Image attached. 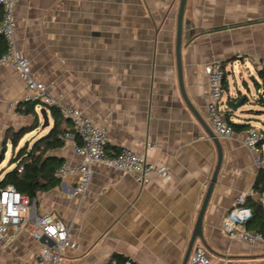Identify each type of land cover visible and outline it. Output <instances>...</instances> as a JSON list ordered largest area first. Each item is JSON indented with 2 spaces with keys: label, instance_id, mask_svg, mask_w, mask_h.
Instances as JSON below:
<instances>
[{
  "label": "crops",
  "instance_id": "0c3cea01",
  "mask_svg": "<svg viewBox=\"0 0 264 264\" xmlns=\"http://www.w3.org/2000/svg\"><path fill=\"white\" fill-rule=\"evenodd\" d=\"M178 5L179 0L17 2L15 44L28 59L32 77L44 83L50 96L106 127L108 153L128 147L167 168V179L155 176L140 185L132 174L95 163L86 192L72 194L76 176L38 192L36 213L64 223L75 243L74 249L64 251L62 264H108L113 254L137 264L183 262L217 151L178 86ZM183 21L182 83L195 111L211 128L202 97V70L217 61L225 76L224 115L227 111L232 123L246 128L264 129L262 74L256 69V61L264 58V0H186ZM25 94L14 69L0 63V134L31 124V116L15 110ZM238 97L243 98L242 105L235 112L227 110L224 102ZM41 107L49 125L34 130L33 141L53 124L49 109L39 104L40 125ZM61 127L66 131L64 144L47 155L79 164L75 151L79 139L72 123L63 122ZM246 128L227 139L213 132L221 163L202 215L204 244L197 239L189 255L200 246L208 264H264V246L232 241L221 231L222 219L239 194L259 201L264 211V192L253 188L259 171H264V142L257 166L253 153L240 142ZM149 145L153 148L147 149ZM39 246L21 228L0 243V264H38Z\"/></svg>",
  "mask_w": 264,
  "mask_h": 264
},
{
  "label": "built area",
  "instance_id": "2783aa9c",
  "mask_svg": "<svg viewBox=\"0 0 264 264\" xmlns=\"http://www.w3.org/2000/svg\"><path fill=\"white\" fill-rule=\"evenodd\" d=\"M18 1L0 0V38L5 43L0 63L12 67L24 83L26 94L22 101H38L46 106L57 107L62 117L72 123L74 134L79 139L75 151L81 157V162L76 165L62 162L55 170V176L59 179L67 176L77 177L72 189L73 195L86 192L92 177V165L95 163L124 174H132L140 185H145L155 176L167 179V168L149 162L144 153L128 147H121L116 153H108L106 127L96 125L83 111L50 96L44 83L32 77L28 59L15 44V7ZM256 69L262 74L261 87L264 92V58L256 61ZM202 72L205 77L202 97L209 124L218 137L230 138L235 131L226 121L221 107L224 76L222 65L217 61L205 64ZM263 140L264 131L253 126L246 128L240 139L241 144L253 153V161L257 166L261 165L259 146ZM152 148L151 145L147 146V149ZM247 197L246 193L237 195L232 208L222 219L221 231L232 241L263 247L264 236L246 226L251 217L250 208L246 205ZM21 228L27 229L30 236L40 244L35 255L38 264H62L64 251L75 248L74 241L69 237L68 227L64 223L54 220L50 214L38 215L34 200L30 202L14 186L7 185L0 188V243L15 236ZM208 263L206 251L196 246L188 264ZM108 264H115V261L109 259ZM124 264L137 263L127 259Z\"/></svg>",
  "mask_w": 264,
  "mask_h": 264
},
{
  "label": "trees",
  "instance_id": "16d2710c",
  "mask_svg": "<svg viewBox=\"0 0 264 264\" xmlns=\"http://www.w3.org/2000/svg\"><path fill=\"white\" fill-rule=\"evenodd\" d=\"M5 50V43L0 38V55ZM225 76L222 78V88L224 89ZM38 101H21L17 103L15 110L20 115H29L32 122L29 126L21 127L19 130L8 129L4 133V143L0 151V188L12 185L21 194L25 195L29 201H33L38 192L47 191L59 183V178L54 173L62 162L54 157L48 156L47 152L60 148L64 144L65 129L61 127L63 122H70L62 117L59 109L55 106H45L49 109L53 124L51 128L41 137L36 138L29 145L24 142L18 146V142L26 134L31 133L40 126L39 116L36 112ZM226 121L233 127L234 131H240L247 126L245 124L232 123L229 120L228 112L225 113ZM264 131V129H262ZM68 132H71L70 130ZM77 140V138H75ZM11 144V152L6 161V145ZM264 142V140H263ZM6 161L5 168L2 163ZM254 190L264 192V171L260 170L255 179ZM246 205L250 208L251 217L248 220L247 228L260 232L264 236V211L259 201L251 200L247 197ZM112 259L115 264H124L128 258L113 254Z\"/></svg>",
  "mask_w": 264,
  "mask_h": 264
},
{
  "label": "water",
  "instance_id": "95a60500",
  "mask_svg": "<svg viewBox=\"0 0 264 264\" xmlns=\"http://www.w3.org/2000/svg\"><path fill=\"white\" fill-rule=\"evenodd\" d=\"M185 1L186 0H179V5H178V9H177V14H176V23H175V27H176L175 60H176V68H177L178 86H179L180 93H181V96H182L185 104L190 109V111L195 116V118L199 121V123L202 125V127L204 128V130L206 131L208 136L214 142V145H215L216 151H217V162H216L213 174L211 176L210 183L207 187L204 199L202 201V204H201V207L199 210V214H198L194 229L192 231V234H191V237L189 240V244H188V248H187V251H186V254H185V257L183 259L182 264H186L187 259L190 255L192 246L194 245V243L197 239L200 240V242L202 244H204L203 237H202V231H201L202 215L204 213V209H205L206 204L208 202V198L210 196V192L212 190V187L216 181V178H217V175L219 172V168H220V163H221V149H220V145H219V142H218L216 135L213 133L211 128L204 122V120L200 117V115L195 111V109L192 107L191 103L188 101L186 94L184 92V87H183V83H182L181 65H180V50H181V46H182L181 45L182 29H184L183 12H184ZM190 34H191V31H190ZM242 103H243V98L238 97V99L236 101L226 100L224 102V106L227 110L235 112L242 105ZM39 114H40V117L42 119V123L40 125V128L44 129V128L48 127V125H49L48 117L46 114V109L44 107H41L39 109Z\"/></svg>",
  "mask_w": 264,
  "mask_h": 264
},
{
  "label": "rangeland",
  "instance_id": "374dc122",
  "mask_svg": "<svg viewBox=\"0 0 264 264\" xmlns=\"http://www.w3.org/2000/svg\"><path fill=\"white\" fill-rule=\"evenodd\" d=\"M10 129L11 130H19L20 128H17V129L10 128ZM6 130H8V129L3 130L0 134V151H1V146L5 141V139L3 140V137H4V133L6 132ZM35 132L36 131L26 134L22 139H20V141L18 142V146L23 145L24 142H27L29 145L33 141V139L35 138ZM6 149L7 150L5 152V156H6V161H7V158L9 157L10 152H11V144L9 141L7 142ZM6 161L1 164L2 167H4V168H5Z\"/></svg>",
  "mask_w": 264,
  "mask_h": 264
}]
</instances>
